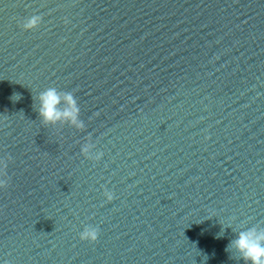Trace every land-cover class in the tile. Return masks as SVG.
Masks as SVG:
<instances>
[{"label":"water","instance_id":"95a60500","mask_svg":"<svg viewBox=\"0 0 264 264\" xmlns=\"http://www.w3.org/2000/svg\"><path fill=\"white\" fill-rule=\"evenodd\" d=\"M0 264H264V0H0Z\"/></svg>","mask_w":264,"mask_h":264}]
</instances>
